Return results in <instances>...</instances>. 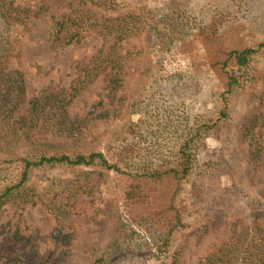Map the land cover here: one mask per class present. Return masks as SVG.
<instances>
[{
	"label": "trees",
	"instance_id": "obj_1",
	"mask_svg": "<svg viewBox=\"0 0 264 264\" xmlns=\"http://www.w3.org/2000/svg\"><path fill=\"white\" fill-rule=\"evenodd\" d=\"M191 1L68 0L63 11L51 12L45 0H0V221L8 210L31 205L54 222L44 233L20 214L2 233L0 264H69L77 237L73 203L107 172L116 179L117 197L101 210L100 235L85 264H183L176 245L189 228V212L200 220L237 202L264 206V187L257 194L254 188L264 165V15L258 14L264 0L256 9L249 0H204L189 11ZM38 17H46L55 46L80 45L94 35L103 46L77 61L69 85L32 95L22 69L23 39ZM145 34L154 63L126 115L103 150L82 149L80 129L116 120L103 100L86 115L74 114L75 102L100 77L112 102L125 101L119 93L128 61L140 51L121 45ZM184 49L192 66L165 77L166 56ZM244 103L250 114L240 124ZM135 112L144 118L135 120ZM56 170L72 175H56L41 189L36 174ZM208 230L201 224L196 236ZM199 264H264V225L240 220Z\"/></svg>",
	"mask_w": 264,
	"mask_h": 264
},
{
	"label": "rangeland",
	"instance_id": "obj_2",
	"mask_svg": "<svg viewBox=\"0 0 264 264\" xmlns=\"http://www.w3.org/2000/svg\"><path fill=\"white\" fill-rule=\"evenodd\" d=\"M50 6L51 12H60L66 8L68 0H45ZM163 0H118V3L128 6L137 3L158 4ZM206 1V0H205ZM204 0H192L188 5V10L196 9L205 3ZM259 0H249L253 3V9L258 8ZM263 1V0H262ZM258 5V6H257ZM264 15V10L258 12ZM34 30L25 34L23 39V56L22 69L25 72L28 90L32 95H36L41 89L49 85L67 86L77 75V61L85 60L93 56L102 46V40L97 35L87 38L80 45L71 46H55L49 38V25L46 17H38L34 19ZM111 43V41H109ZM109 43L107 45H109ZM106 44L104 46H107ZM122 48H130L140 51L137 56H133L128 61L126 68V76L123 81V88L120 90L119 96H123L125 101L112 102L107 97V90L103 77L94 80L79 96L73 106L74 114L86 115L90 113L97 103L104 101L105 108L111 109L110 120H116L114 124H102L100 120L86 125L77 132V142L82 149L93 148L94 150H103L106 138L110 137L121 120L128 111V105H131V97L135 94L140 84L143 74L147 72L154 63V57L150 53V37L145 34L129 38L121 45ZM193 57L190 52L177 51L166 56L164 61L163 75L165 77H173L185 71L192 66ZM170 88H176L171 86ZM165 89V88H163ZM178 94H183L180 90ZM174 93H177L174 92ZM129 97V98H128ZM245 98V102H246ZM253 100L250 101V104ZM242 107V116L240 120L243 123L245 117L250 114V107ZM99 110L98 112H100ZM135 120L144 118V114L135 112L133 114ZM119 119V120H118ZM51 142H64L63 139L50 136ZM69 143V142H68ZM245 149L244 147H242ZM59 171H47L37 173L35 178L41 189H45L56 175H72V172L58 174ZM256 180L259 184L254 186L256 194L261 187H264V165L263 169L257 173ZM104 179L90 193L79 194L73 203L74 218L77 221L76 232L77 237L72 248V254L69 264H85L88 251L93 243L96 242L100 235L97 225L104 213L101 211L110 202L117 197V182L111 173H105ZM94 177V176H93ZM95 178V177H94ZM246 184L245 189H253L247 187L250 185L248 179H243ZM246 189V190H247ZM248 191V190H247ZM261 199V198H260ZM257 201L260 202L259 199ZM257 207V208H256ZM142 211V210H141ZM23 214L24 218L33 226L39 227L44 233L49 232L53 225V218L39 207L27 206L23 211H16L14 208L8 210L0 221V238L3 236L5 226L11 222H16L19 215ZM240 220L245 222L260 221L264 225V206L258 207L249 202H237L224 211L209 210L201 219H197L196 213L189 212L185 216L188 223V230L179 237L177 247L182 248L183 264H199L200 258L210 251L213 246L220 244L224 240L231 237ZM207 225L208 232L202 238L196 236V228L200 225ZM137 264V263H136ZM141 264V263H138ZM144 264H157L150 261H144Z\"/></svg>",
	"mask_w": 264,
	"mask_h": 264
}]
</instances>
